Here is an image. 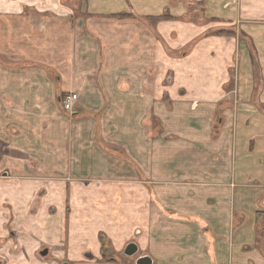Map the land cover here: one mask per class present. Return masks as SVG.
<instances>
[{
    "label": "crops",
    "instance_id": "0c3cea01",
    "mask_svg": "<svg viewBox=\"0 0 264 264\" xmlns=\"http://www.w3.org/2000/svg\"><path fill=\"white\" fill-rule=\"evenodd\" d=\"M144 255L264 264V0H0V264Z\"/></svg>",
    "mask_w": 264,
    "mask_h": 264
},
{
    "label": "rangeland",
    "instance_id": "374dc122",
    "mask_svg": "<svg viewBox=\"0 0 264 264\" xmlns=\"http://www.w3.org/2000/svg\"><path fill=\"white\" fill-rule=\"evenodd\" d=\"M185 18L187 19V20H191V21H196V22H199L200 20V18H201V16L199 15V14H194V13H191V14H188V15H186L185 16ZM147 80V79H146ZM54 81L56 82V79L54 78ZM151 81V78H149L148 79V82H150ZM70 82H71V80H70ZM162 86L164 85V86H167L168 85V80L167 79H162V84H161ZM64 97V94H62L61 93V95H59V96H56L55 97V102L56 103H58L59 104V106L61 107V109L63 108V104H62V98ZM165 100H167V97H166V95L165 96H162V101H164L165 102ZM80 102H81V96H80ZM166 103V102H165ZM64 109V108H63ZM63 109H62V111H63ZM65 111V113L67 114V117L68 118H70V117H72V116H74L75 115V113H68L66 110H64ZM148 119H149V121L152 123V115H151V113L149 112V115H148ZM157 126H158V123H157ZM123 255H124V253H123ZM109 255L107 254V257H108ZM125 256V255H124ZM139 255H135V256H133V258H137Z\"/></svg>",
    "mask_w": 264,
    "mask_h": 264
},
{
    "label": "water",
    "instance_id": "95a60500",
    "mask_svg": "<svg viewBox=\"0 0 264 264\" xmlns=\"http://www.w3.org/2000/svg\"><path fill=\"white\" fill-rule=\"evenodd\" d=\"M138 251H139V248H138L137 243L132 241V242H129L127 244V246L125 247L123 253H124L125 256L133 257V256H135L138 253ZM46 252L47 251H45V253ZM63 264H68V263L65 262ZM136 264H153V259L149 255L140 256L136 260Z\"/></svg>",
    "mask_w": 264,
    "mask_h": 264
},
{
    "label": "built area",
    "instance_id": "2783aa9c",
    "mask_svg": "<svg viewBox=\"0 0 264 264\" xmlns=\"http://www.w3.org/2000/svg\"><path fill=\"white\" fill-rule=\"evenodd\" d=\"M78 98H79V96L77 93H71V94L65 96L62 100L64 110H66L68 113H71V114L75 113Z\"/></svg>",
    "mask_w": 264,
    "mask_h": 264
},
{
    "label": "trees",
    "instance_id": "16d2710c",
    "mask_svg": "<svg viewBox=\"0 0 264 264\" xmlns=\"http://www.w3.org/2000/svg\"><path fill=\"white\" fill-rule=\"evenodd\" d=\"M166 17V16H165Z\"/></svg>",
    "mask_w": 264,
    "mask_h": 264
}]
</instances>
